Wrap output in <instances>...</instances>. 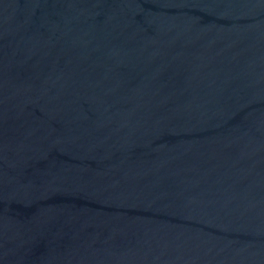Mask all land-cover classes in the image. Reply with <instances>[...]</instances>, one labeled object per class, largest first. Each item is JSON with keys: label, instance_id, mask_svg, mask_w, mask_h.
<instances>
[{"label": "water", "instance_id": "95a60500", "mask_svg": "<svg viewBox=\"0 0 264 264\" xmlns=\"http://www.w3.org/2000/svg\"><path fill=\"white\" fill-rule=\"evenodd\" d=\"M0 264H264V0H0Z\"/></svg>", "mask_w": 264, "mask_h": 264}]
</instances>
